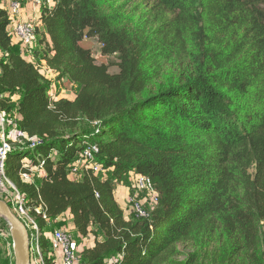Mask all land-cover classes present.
I'll use <instances>...</instances> for the list:
<instances>
[{"label": "trees", "instance_id": "obj_1", "mask_svg": "<svg viewBox=\"0 0 264 264\" xmlns=\"http://www.w3.org/2000/svg\"><path fill=\"white\" fill-rule=\"evenodd\" d=\"M110 1L39 6L33 54L54 82L77 86L73 99L49 95L51 83L12 44L0 6V108L15 111L20 133L9 140L5 177L41 233L43 213L54 220L68 211L76 234L93 236L81 252L85 264H153L199 226L221 231L248 264H264V0H151L175 16L133 31L114 23ZM194 7L207 25L197 33L192 74L143 95L154 77L150 61L180 45ZM87 38L116 57L117 72L81 46ZM88 146L110 176L68 175ZM34 166L43 174L23 181L20 173ZM130 172L156 193L147 218L126 219L115 199L114 184ZM38 244L43 263L54 264L47 241Z\"/></svg>", "mask_w": 264, "mask_h": 264}, {"label": "rangeland", "instance_id": "obj_2", "mask_svg": "<svg viewBox=\"0 0 264 264\" xmlns=\"http://www.w3.org/2000/svg\"><path fill=\"white\" fill-rule=\"evenodd\" d=\"M23 2V1H22ZM114 7L117 15H115L114 23L123 25L128 30H135L140 26H145L148 30H155L162 26L164 20L173 19L176 10L173 13L162 12L159 8L153 7L151 0H113L109 2ZM187 18V17H186ZM37 24V21H35ZM207 18L203 10L194 7L189 14V19L185 27L182 28L180 45L173 51L169 57H156V61H150V67L154 68V77L151 83L145 88L144 94H150L157 90L165 89L181 80L189 77L194 69L192 60L195 58V50L199 39L198 32L206 31ZM39 31V27L37 28ZM38 38V36H37ZM38 40V39H37ZM81 46L88 48L97 63L109 64V71L117 72V59L114 55L103 56L100 54V44L95 38H87L81 42ZM34 50V49H33ZM55 76L50 77L49 94L55 99L68 98L73 99L77 92V86L69 80L54 82ZM64 96V97H60ZM66 97V98H65ZM10 101L16 102L17 94H11ZM15 111L12 110L8 115V130L14 128ZM101 178L110 176V172L106 171L98 174ZM78 176H81V172ZM40 176L34 174L32 180L38 179ZM136 175L132 172L127 174L119 184H114V196L123 210L124 217L129 220L139 219L137 213L133 210L132 204L138 203L147 213L153 207L151 193L149 189H138L135 185ZM5 187V186H4ZM7 188V187H6ZM9 189V188H7ZM7 201V200H6ZM11 211L21 219L13 202H6ZM65 217L61 219L51 220L47 228H44V234L39 238L49 237L53 229L61 228L77 237L76 232L71 229ZM63 226V227H59ZM29 238V248L31 254L35 257V233L32 228H27ZM262 232H264V223L262 224ZM46 241V239H45ZM48 243V254H53L52 242ZM84 248L93 244V236L86 237L84 240ZM0 260L1 264H15L14 257V239L11 236L9 225L0 217ZM153 264H248L243 259L241 251L232 248L229 239L217 229L204 228L199 226L183 243L178 244L172 251L161 255Z\"/></svg>", "mask_w": 264, "mask_h": 264}, {"label": "built area", "instance_id": "obj_3", "mask_svg": "<svg viewBox=\"0 0 264 264\" xmlns=\"http://www.w3.org/2000/svg\"><path fill=\"white\" fill-rule=\"evenodd\" d=\"M35 7L39 8L41 4H51V0H31ZM1 8L4 9L9 18V26L7 29L8 36L11 39L12 44L19 48L21 56L28 62L34 64L38 73L44 79H50L52 76H56V73L49 69L43 60H38L33 54L37 39L38 24L30 19H23L21 17L22 12V0H9L7 3H2ZM52 98L55 99L51 94ZM8 113L0 108V199L7 202L9 200L14 203L18 213L21 216V222L27 228H32L35 233V257L31 254L30 264H44L42 259L41 249L38 244L39 235H42L38 227L36 219L29 213L27 207H25V200L22 194L15 188V186L4 175V161L6 154L10 149V141H15L16 137L20 134L17 127L14 126L11 131L8 130L9 120ZM97 149L95 146L85 147L80 155L69 165L68 175L71 178L76 179L79 173L83 170H89L94 175L106 172L107 169L102 166L100 162L96 160L95 153ZM36 176L43 174V168L40 166H34L29 172L20 173V177L23 181L29 182ZM135 185L138 189H149L151 193V199L153 203L156 202V193L151 187L150 180L142 175H136ZM5 186V187H4ZM9 189H7V188ZM41 207V204L39 208ZM133 210L140 218H147L148 214L141 208L138 203L132 204ZM42 219L49 225L50 218L43 213ZM84 237H72L66 230L61 228L53 229L49 237H46L47 243L52 242L53 254H49L54 258V264H85L81 252L84 249ZM48 245V244H47ZM31 253V252H30Z\"/></svg>", "mask_w": 264, "mask_h": 264}, {"label": "water", "instance_id": "obj_4", "mask_svg": "<svg viewBox=\"0 0 264 264\" xmlns=\"http://www.w3.org/2000/svg\"><path fill=\"white\" fill-rule=\"evenodd\" d=\"M0 217L9 225L11 236L14 239L15 264H30L31 253L26 226L11 211L8 204L0 199Z\"/></svg>", "mask_w": 264, "mask_h": 264}, {"label": "crops", "instance_id": "obj_5", "mask_svg": "<svg viewBox=\"0 0 264 264\" xmlns=\"http://www.w3.org/2000/svg\"><path fill=\"white\" fill-rule=\"evenodd\" d=\"M9 0H0V6L2 3H7ZM22 12H21V17L23 19H30L33 21H37V17H38V12H39V8L35 7L34 4L31 2V0H22ZM38 24V23H37ZM39 29L41 30V26L38 24ZM37 45V44H36ZM39 47V46H38ZM37 48V46H36ZM4 58V54H2L0 52V60ZM65 80V79H63ZM62 81V80H61ZM60 97H64V96H60ZM17 98H19V96L17 95ZM66 98V97H65ZM68 99V98H66ZM18 115L15 113V117H17ZM14 126L16 127L15 123ZM9 201V200H7ZM62 217H65L68 221V224L71 225V229H73V225H72V216L70 215V213L68 211L62 213L60 216H58L56 219H61ZM48 224H46V226L44 228H47ZM59 227H63V226H59ZM45 232V231H44ZM44 232L42 233V235L44 234ZM91 235H88V237ZM46 239V238H44ZM93 245V244H92ZM90 245V246H92Z\"/></svg>", "mask_w": 264, "mask_h": 264}]
</instances>
